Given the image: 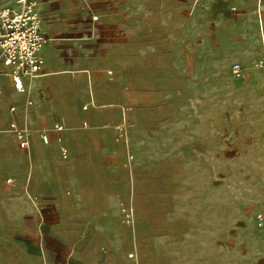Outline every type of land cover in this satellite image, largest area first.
Masks as SVG:
<instances>
[{
    "label": "rangeland",
    "instance_id": "rangeland-1",
    "mask_svg": "<svg viewBox=\"0 0 264 264\" xmlns=\"http://www.w3.org/2000/svg\"><path fill=\"white\" fill-rule=\"evenodd\" d=\"M244 5L252 10L235 15L245 27L236 38L256 45V62L226 61L242 53L222 48L202 72L195 53H177L181 68L165 79L144 78L139 94L138 77L126 69L112 87L121 82L126 89L116 96L125 104L117 133L61 141L56 157L44 160L56 197L105 200L93 207L109 217L105 236L61 240L87 264L103 251L139 264H250L243 250L264 245V0ZM80 127L89 130L87 121ZM45 240L51 245V237Z\"/></svg>",
    "mask_w": 264,
    "mask_h": 264
},
{
    "label": "crops",
    "instance_id": "crops-1",
    "mask_svg": "<svg viewBox=\"0 0 264 264\" xmlns=\"http://www.w3.org/2000/svg\"><path fill=\"white\" fill-rule=\"evenodd\" d=\"M244 1L38 0L35 12L47 39L41 75L24 80L25 90L18 93L0 62V264H87L61 240L81 243L90 234L105 236L109 217L93 212L105 200L56 197L55 180L44 177V160L56 157L61 141H103L117 133L116 118L124 115L125 104L116 96L126 89L121 82L119 89L112 87L126 69L138 77L134 91L139 94L144 78L165 79L181 68L177 53H195L196 70L202 72L213 68L222 48L242 53L226 61L256 62V45L236 38L245 27L235 15L252 10ZM9 5L10 0H0V8ZM18 121L30 130L25 151L9 130ZM82 121L88 131L80 127ZM54 122L64 129H53ZM8 177L13 181L6 182ZM103 255L88 264H139L123 254ZM241 258L264 264V245L243 250Z\"/></svg>",
    "mask_w": 264,
    "mask_h": 264
},
{
    "label": "built area",
    "instance_id": "built-area-1",
    "mask_svg": "<svg viewBox=\"0 0 264 264\" xmlns=\"http://www.w3.org/2000/svg\"><path fill=\"white\" fill-rule=\"evenodd\" d=\"M11 5L0 8V62L7 69L9 77L18 93L25 90L24 80H32L42 73L44 58L42 49L47 43L42 34L35 8L38 0H10ZM232 73L237 75L241 68L234 65ZM14 111V108L11 109ZM58 132L63 130L60 124H55ZM9 130L20 149L29 147V131L16 123L9 125ZM43 144H47L46 136L41 137ZM67 150L61 148L62 158L67 157ZM9 182V181H7ZM125 219L131 222V216L126 214ZM132 258V255H129Z\"/></svg>",
    "mask_w": 264,
    "mask_h": 264
}]
</instances>
